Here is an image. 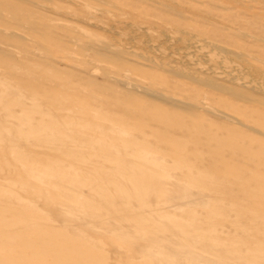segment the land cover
<instances>
[{
  "label": "rangeland",
  "instance_id": "obj_1",
  "mask_svg": "<svg viewBox=\"0 0 264 264\" xmlns=\"http://www.w3.org/2000/svg\"><path fill=\"white\" fill-rule=\"evenodd\" d=\"M194 1L23 0L48 27L40 36L22 27L14 28L23 29L18 34L10 29L17 36L21 33L26 44L19 46L16 41L14 44L13 41L3 42L5 46L0 44V240L9 238L20 243L25 239L23 246L0 243L1 264L28 259L33 246H37L33 264H264V220L257 221L259 214L264 218V197H259L264 196V161L258 164L263 165L261 169L249 171V165L244 163L245 154H242L238 156L240 167L220 166L212 160L214 154L210 145L203 148L200 135H228L223 130L216 131L210 119H204L205 129L202 128L201 118L204 117L201 115L190 118L193 128L186 130V136L191 135L187 144H183V139H179L181 143L175 139L174 150H171L164 146L165 142L169 144L163 139L166 137L164 129L158 131V143L153 145L151 138H145L144 129L138 130L139 134L133 126L151 123L123 120L105 106V103L114 106L120 103L117 106L122 108L134 95L127 88L108 82L110 77L134 80V84L145 87H153L151 80L156 79V87L165 89L166 95L176 94L178 90L173 87L183 83L185 93H180L183 96L197 92L214 96L217 108H221L222 101L229 102L206 88L170 77L138 56L155 55L163 62H180L183 58L179 46L182 45L177 40L181 32L202 39L213 34L215 27L209 25L203 13L193 10L178 13L164 8L173 3L183 9L191 8ZM216 17L220 19L219 14ZM178 28L181 31L178 32ZM54 34L57 37H53ZM48 38H59L60 43L53 45L50 41L47 51L45 40ZM91 40L111 45L112 52L121 50L125 65H119L115 58H97L92 49L85 47ZM249 41H237L233 48L248 51L253 57L252 65L264 71V43ZM86 68L92 69L91 75L82 73ZM105 90L110 94L108 98L103 94ZM137 98L138 104L141 103L137 105L142 108L156 104L155 100L140 94ZM223 109L237 115L233 109ZM260 110L256 106L253 113ZM110 126L122 128L128 136L112 131ZM246 134L264 144L263 136L253 132ZM259 150L262 151L261 145ZM189 162L194 168L188 166ZM139 164L151 166L162 174H175L179 183L202 193L208 200L207 205L199 210L179 211L162 199L148 197L143 186L136 185L142 178L136 167ZM205 170L211 174L210 178L225 175L224 196L213 189L198 187L192 181L191 176H203ZM54 174H58L56 178ZM235 174L239 180L235 179L234 184L231 175ZM72 185L74 188L70 187ZM236 185H240L239 190ZM241 189L246 190L245 195L240 194ZM233 190L237 193L233 194ZM237 203L238 216L233 209Z\"/></svg>",
  "mask_w": 264,
  "mask_h": 264
},
{
  "label": "bare ground",
  "instance_id": "obj_2",
  "mask_svg": "<svg viewBox=\"0 0 264 264\" xmlns=\"http://www.w3.org/2000/svg\"><path fill=\"white\" fill-rule=\"evenodd\" d=\"M135 1L139 2L140 0H135ZM183 1H185V0H183ZM92 2H93V0H92ZM138 2H136V3H138ZM145 2H146V0H145ZM194 2H195V4L193 6H191V8H184L183 9V6H182V8H180L181 6H178L177 4L174 5V3L171 5H169V4L164 5V8L166 10L169 9V10H173V11H177V12L178 11L179 12L180 11L181 12L189 11L190 12L191 10H193L197 13H203V18L209 23V25L215 27L213 34H211L209 37H207L205 39L204 38L202 39V38H197V37L191 36L188 32H185V31L181 32L180 39L177 40V43H179V45H182V47L179 46L180 49L179 48L178 49L182 50V52H180L181 53L180 55H182V58L184 60L182 58H180V56L177 55L178 58L182 59V61L179 60L180 62H174V61H171L170 63L163 62V61H161L162 59L161 60L156 59L157 56H155V55L149 56V55L139 54L138 56L140 58H142L143 60L151 63V65L153 64L154 66L160 68V70H162L164 73H166L170 77L182 79V80L188 82L190 85H194V86H197L199 88H206L208 91L212 92V94H214V95H221V96L227 98L229 100V102L222 101L221 105L218 104L221 106V108H222L221 109V108H217L214 105V100H215L214 96L208 97L207 94H203L200 92H197L192 96H185V95L183 96L180 94L182 92L185 93V91H183V90H185V84L183 85V83L178 84L177 87H173V89L178 90V92L176 94L166 95L165 89H163L162 87H161V89L156 87V85L158 84V80H156V79L151 80L153 87H145V86H140V85L134 84L133 83L134 80L126 81V80H120V79H117L114 77H113V79H111V77H110V78H107L108 82H111L115 86L119 85L121 87H124L125 89L127 88V90L133 92L134 95L125 102V106L122 108H120L121 105L117 106L120 103H118L117 105L114 106L113 104H108V103L104 102L105 106L108 107L107 109H111V111L113 110V113H116L115 115L118 114L119 116H121V118L123 120H127V121L130 120V121H132V123L134 121L137 124H139L138 121H142V122L148 121L149 124L151 123V125H148L147 123H145L147 125L140 124V125H133V126L136 127L137 131L140 129H141L140 131H142L144 129L143 134H145L144 135L145 138L147 136L149 138H151L150 142L153 145L158 143V140H157L158 139V133H159L158 131L164 129L166 131L165 132L166 137L163 139H164V141H169V144L166 145V142H165L164 146H165V148L169 146L168 148H171V150L172 149L174 150L173 145H174L175 139H177L178 142H180L179 139H183V144H185V145L187 144L188 139L191 137V135L186 136V130L188 131L189 129L193 128L192 124H191L192 120L190 119L191 117H193L197 114L203 116L204 118H201L202 123L200 124V126H202V128H204V129H205V122H206L205 120H209V119L213 120L214 121L213 128L216 127V129H215L216 131L217 130H223L224 133H226L228 136L209 134L208 136L204 137V135H200L199 140H201L200 142L202 143V146L204 145L203 148L206 149L207 146H209V145L212 148L211 151H213L212 154H214V157L212 158V160H214L216 163H218L222 167L226 166V167L238 168V167H240V161L238 160V156L245 154V156L243 157V158H245V162H244L245 166L249 165V169H250L249 171H251V170L257 171L258 169H261L264 165L263 164L262 167H260L258 165L259 163L261 164V162L264 161V144L261 143L260 140L255 139V138L247 135L246 133L253 132L255 134H258V135H261L264 137V71L262 68L254 67L252 65L253 57L251 56V54L248 51L240 52V51L236 50L235 48H233V44L234 43L236 44L237 41L243 42V43H248V42H250L249 39H251V42L252 43L254 42L255 44H263L264 43V36H263L264 35V0H203V1L195 0ZM98 3H100V2H98ZM146 5H147V3H146ZM200 5L202 7L204 6L205 8H201ZM167 12L168 11H166V13ZM217 13L219 14L220 19H218L216 17L218 15ZM90 14L92 15L93 13L91 12ZM132 14H134V13H132ZM168 14H171V13H168ZM93 16H94V14L92 15V17ZM140 17H141V19L144 18V16H143V18H142V16H140ZM188 18H190V17H188ZM146 19H147V17H146ZM132 20H133V18H132ZM134 20H136V19H134ZM48 21H49V19H48ZM50 22H52V21H50ZM160 23L161 22H159V24ZM144 24H146V23H144ZM154 24H157V23H154ZM16 27H20V28L22 27V28L28 29V30L32 31L35 35L40 36V35H43L44 30L47 29L48 26H47L46 22L43 21V19L41 17H39L38 15L36 16V14L33 12V10H31L25 6V3L23 2V0H0V44L4 45L6 43H3V42H6V41H10V42L13 41V44H14V41H16V42L20 43L19 46L23 45L24 43L26 44V42L20 36L21 33L19 34V36H17L15 34L18 31L23 30V29H19V30L17 29V31H16L14 29ZM143 27H142V29H143ZM130 28L132 29V27H130ZM139 28H141V27H139ZM149 28H151V27H149ZM10 29H12L16 32L14 33ZM144 30H145V28H144ZM156 30L158 31L157 28H156ZM151 31H153V30H151ZM179 31H181V30H179V28H178V32ZM136 32H135V35H136ZM166 33H168V32H166ZM139 34H142V33L139 32L138 35ZM54 36L57 37V34H54L53 37ZM142 36H144V35H142ZM175 37H177V36H175ZM140 38H141V36H140ZM170 38H169V40H170ZM58 39H52V38L46 39L45 41L47 42V45L45 46V49L47 51L50 49V47H49L50 41L52 42L51 44L60 43V40H58ZM72 42H73V40H72ZM149 42L152 43L150 40H149ZM80 44H81V42H80ZM10 45H12V44H10ZM53 45H56V44H53ZM160 45L162 46L163 44H160ZM110 46L111 45H107L104 42L97 43L96 41L92 42V40L87 41L86 45H85V47L90 48L94 51L95 56L97 58H106V59L107 58L108 59L109 58H115L118 60L119 65L121 64V66H124L125 63H124L123 58L121 56V50H120V53L116 52V50H115V52H112L113 50L112 51L110 50ZM150 47H152V46H150ZM172 48H175V47H172ZM8 49H10V48H8ZM22 49H24V47ZM10 50H12V48ZM176 51H177V49H176ZM2 52H5V51H2ZM18 55H16V57ZM25 55L27 56L26 53H25ZM167 55L168 54L166 53V56ZM173 55L175 56V53ZM7 56H8V54H7ZM254 59H256L255 61L258 60L257 57L256 58L254 57ZM11 68H13V67H11ZM91 71H92V69L86 68L85 71H83L82 73H86L87 75H91ZM44 76L46 77V75H44ZM49 78H52V77L49 76ZM40 80H41V78H40ZM51 82H52V79H51L50 83ZM174 84H175V82H174ZM62 86H64V85H62ZM91 86L100 88V86L97 84H92ZM88 87H89V85H88ZM119 89H118V92H119ZM58 90H60V89H58ZM58 90H56V91H58ZM91 90H93V89L91 88ZM56 91H54V92H56ZM45 92H48V91H46V88H45ZM82 92L86 93L85 91H82ZM105 92L106 93H103V94H106V97L108 98L110 96V94L106 90H105ZM93 93L95 94V91ZM115 93H116L115 95H117L116 97L120 96L116 90H115ZM139 94L155 100L156 104H152V106L150 108H142V107L138 106V105H141V103L138 104L139 102H137L138 101L137 96H139ZM54 95H56V94H54ZM111 95L114 96V94H112V93H111ZM175 95H180L182 97L179 98ZM58 96H60V95H58ZM93 100H94V98H93ZM232 102H234V103H232ZM99 104H101V103H99ZM236 104H238L239 106ZM145 106H147V105H145ZM256 106L262 110L253 113V111L256 110ZM90 108L92 109L91 106H90ZM223 108L233 109L237 113V115L230 114V113H228V111H226ZM105 109H104V111H106ZM112 117H114V116H112ZM121 118H119V119H121ZM110 119H112L111 116H110ZM119 121H121V120H119ZM122 124H123V122H122ZM109 129H111L112 131H114L120 135L128 136L126 131L122 130V128L120 129L118 127H111L110 126ZM43 131H45V130H43ZM140 131H138L139 134H140ZM179 133L183 134V136H179L178 135ZM203 133H205V132L203 131ZM143 134H141L140 136L142 137ZM190 134H192V133H190ZM136 136H139V135H136ZM161 139H162V137H161ZM142 141H144V140H142ZM159 141L162 142V140H159ZM161 144L163 146L164 143H161ZM260 145L262 147L263 153H262V151H260L261 149L259 150ZM245 149H247V150H245ZM254 149H257V150H255L256 152L253 151ZM177 151H178V149H177ZM182 153L184 154V152H182ZM189 153H191V152H189ZM177 154H179V153H177ZM172 155L173 154L171 153V156ZM187 155L189 156V154H187ZM173 156L175 157V154ZM183 157H184V155H183ZM192 157H194V156H192ZM182 158H181V160H182ZM194 159H196V158L194 157ZM191 162H192V160H191ZM191 162H189V164ZM152 163H153V161H152ZM192 163L188 166H191ZM156 164H159V163H156ZM185 165H187V163ZM136 167H138L137 168L138 171L140 172V174H142L141 180L139 182H137L136 185L139 186V184H141V186H143V188L145 189V191L143 190V192L146 193V191H147L148 197L154 196V197H157L159 199H162L164 202L168 203L169 207L173 208L174 210H179V211H182V210L183 211L184 210H189V211L199 210L202 207H205L207 205L208 200L207 201L205 200L204 195L202 193H200L199 191H195V190L191 189L190 187H188V185H185L184 183H182V184L179 183L175 174H169V175L168 174H162V173L154 170L151 166H148L145 164L144 165L139 164V165H136ZM191 167H193V165ZM196 169L197 168H195L194 170H196ZM219 169H220V167H219ZM198 170L200 172V169H197V173H198ZM191 171H192V168H191ZM217 173H218V171H217ZM233 173H234V171H233ZM130 174H132V173H130ZM201 174H203V171H201ZM204 174L205 175H203V176H197V177L191 176L192 181L195 182L196 184H198L199 185L198 187H200V186L202 188L206 187V188L211 189V191L213 189L216 191V193L218 192L219 195L224 196V193L226 191L223 188V183H225V180H226V178L224 177L225 175L221 176L220 178L215 177V176L213 178H210L209 176L211 174L208 175L207 171ZM54 175H55L54 177L56 178V175H58V174H54ZM190 175H193V174H190ZM219 175H222V173ZM250 176H252V175H250ZM227 179H229V177ZM235 179L236 180L238 179L237 175L236 174L231 175V180L234 181ZM229 181L230 180H228V182ZM235 182L236 181H234V184H235ZM236 186H238V190H239L240 185H236ZM70 187L74 188L73 185ZM166 188H168V191L166 190ZM261 188H263V187H261ZM235 189L236 188H234V190ZM234 190L232 191L233 194L235 193ZM227 191H231V190H227ZM243 191L244 190H242L241 192H243ZM133 192H134V195L137 197L134 189H133ZM244 192L240 193V194H244ZM236 193H237V191H236ZM219 195H217V198ZM238 195H239V193H238ZM257 196H258V194H257ZM234 197H235V195H234ZM242 197L240 199H242ZM259 197L261 198L264 196L262 195ZM194 198H196V199H194ZM233 198L231 197V199H233ZM236 198H237V196H236ZM248 199H251V197ZM235 203H233V204H235ZM238 203H237L236 208L233 207L234 213H236V209H238V207H239ZM262 203H264V202H262ZM227 204H231V203H227ZM254 204H256V203H254ZM247 205H249V204H247ZM250 206H251V204H250ZM246 208H249V207H246ZM238 213H240V212H238ZM238 213H236L237 216H238ZM256 214H258V213H256ZM259 215H258V217H259ZM258 217H257V221L258 220H264V218H262V217L258 218ZM124 229H126V228H124ZM137 235H139V234H137ZM22 237H23V233H22ZM173 238L176 239L175 236ZM24 240L25 239H23L20 243H17V242L15 243V241H12L11 239L7 238L5 240H0V243L7 245V246H9L11 244L23 246ZM148 249H152V248H148ZM36 250H37V246L31 247V250L28 252L29 258L26 260H19L16 262V264H33V262L35 261V256H36L35 251ZM179 251H181V250H179ZM167 257H169V256H167ZM171 264H172V262H171Z\"/></svg>",
  "mask_w": 264,
  "mask_h": 264
}]
</instances>
